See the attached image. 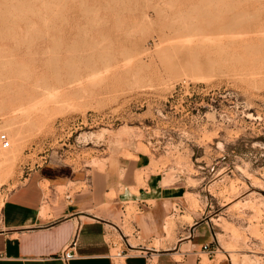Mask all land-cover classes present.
Listing matches in <instances>:
<instances>
[{"label":"rangeland","instance_id":"rangeland-1","mask_svg":"<svg viewBox=\"0 0 264 264\" xmlns=\"http://www.w3.org/2000/svg\"><path fill=\"white\" fill-rule=\"evenodd\" d=\"M176 1L0 0V205L40 165L101 173L211 233L199 264H264V0Z\"/></svg>","mask_w":264,"mask_h":264},{"label":"crops","instance_id":"crops-1","mask_svg":"<svg viewBox=\"0 0 264 264\" xmlns=\"http://www.w3.org/2000/svg\"><path fill=\"white\" fill-rule=\"evenodd\" d=\"M102 176L50 165H40L28 174L0 205V264L200 263L201 245L211 242V233L205 237L204 229L197 236L201 225L177 221L167 235L169 201L149 194L148 188L139 189V195L120 190L123 182L107 183ZM129 202L134 207L129 223L136 244L119 231L124 204ZM189 242L194 243L192 249L185 247ZM113 249L120 255L113 254ZM63 250L73 252L74 257L62 259Z\"/></svg>","mask_w":264,"mask_h":264},{"label":"bare ground","instance_id":"bare-ground-1","mask_svg":"<svg viewBox=\"0 0 264 264\" xmlns=\"http://www.w3.org/2000/svg\"><path fill=\"white\" fill-rule=\"evenodd\" d=\"M177 1H179V0H177ZM177 1H176V2H177ZM182 1H183V0H182ZM184 1H185V0H184ZM186 1H187V0H186ZM186 1H185V2H186ZM111 3H112V2H111ZM174 3H175V2H174ZM175 4H176V3H175ZM187 4H189L188 1H187ZM176 5H177V4H176ZM178 5H179V4H178ZM184 5H185V4H184ZM184 5H183V7H184ZM189 5H190V4H189ZM126 6H127V5H126ZM121 7H122V6H121ZM151 7H152V6H151ZM185 7H186V5H185ZM152 9H153V8H152ZM183 9H185V8H183ZM202 9H203V8H202ZM153 10H154V9H153ZM179 10H180V8H179ZM188 10H190V9H189V8H188V9L186 8V10H185L184 12L186 13ZM203 10H204V9H203ZM114 11H115V10H114ZM181 11H182V10H181ZM178 12H179V11H178ZM181 13H182V12H181ZM144 16H145V17H148V16H149V13L146 12ZM183 16H184V15H183ZM212 19H213V18H212ZM182 21H183V20H182ZM188 21H189V19H188ZM107 22H108V21H107ZM192 22H193V21H192ZM104 23H105V22H104ZM177 23H178V22H177ZM118 24H119V23H118ZM190 24H191V23H190ZM192 24H193V23H192ZM192 24L189 25V26H192ZM209 24H211V23H209ZM214 24H215V23H214ZM223 24H225V23H222V25H219V26H221V27H218V28H220V29H224V28H225V29H226V27L223 28V26H226V25H223ZM230 24H231L232 26L234 25V24H232V22H230ZM230 24H229V26H231ZM115 25H116V24H115ZM119 25H120V24H119ZM194 25H195V24H194ZM211 25H212V24H211ZM216 25H217V24H216ZM101 26H102V25H101ZM176 26L179 27L178 25H176ZM205 26H208V24H206ZM209 26H210V25H209ZM229 26L227 25L228 30H230V29H229ZM115 27H116V26H115ZM117 27H118V25H117ZM117 27H116V28H117ZM169 27H170V25H169ZM192 27H193V26H192ZM179 28H181V27H179ZM186 28H188V27H186ZM193 28H194V27H193ZM193 28H192V29H193ZM197 28L199 29L200 27H197ZM170 29L173 30V29H175V28L173 27V29H172V28H170ZM177 29H178V28H177ZM194 29L196 30V28H194ZM194 29L192 30V32L194 31ZM198 29L196 30V31H198L197 34H200L201 32H199ZM212 29H213V28H212ZM220 29H219V30H220ZM225 29H224V30H225ZM114 30L117 31L116 29H114ZM183 30H184V28H183ZM224 30H223V33L227 34L228 31H227V32H224ZM185 31L187 32V29H185ZM190 31H191V30H190ZM190 31L187 33V35L189 34L191 39L195 38V37L191 36V35H193V33H191ZM220 31H221V30H220ZM168 32H169V30H168ZM171 32H172V31H171ZM171 32H169V34H170ZM176 32H177V30H176ZM194 32H195V31H194ZM204 32H206V30H204ZM209 32H210V31H209ZM230 32H231V30H230ZM230 32H229V33H230ZM164 33H165V32H164ZM164 33H163L162 35L165 36ZM190 33H191V34H190ZM213 33H214V32H213ZM216 33H217V31H216ZM218 34H220V32H218ZM225 34H224V36H229V35H230V34H229V35H225ZM240 34H241V33H240ZM240 34H239V35H240ZM173 35H175L174 32H173ZM187 35H186V33H185L184 37H182V36H183L182 34H181V36L178 35L179 37H181V39H183V42H178L177 44H180L181 47H183V50H186V45L188 44L187 41H185V43H187V44L184 43V38H185ZM189 35H188V37H186V38H189ZM221 35H222V33L220 34V38L222 37ZM237 35H238V34H237ZM237 35H236V37H237ZM241 35H242V34H241ZM243 35H244V34H243ZM194 36L197 37V35H195V34H194ZM198 36H199V35H198ZM207 36H208V34L204 36V39H203V40H205V37H206V39H207V38H208ZM209 36H210V35H209ZM214 36H215V35H214ZM224 36H223V37H224ZM244 36H245V35H244ZM167 37H169V36L167 35V36H166V39H168ZM210 37H213V35H211ZM218 37H219V35H218ZM218 37L216 36V37H213L212 39H214V38L217 39ZM231 37L233 38V36H230L229 39H230ZM238 37H240V36H238ZM176 38H178V37H174L173 39H171V40L169 39V40H170V42L176 43V41L174 42V40H176ZM186 38H185V39H186ZM202 38H203V36H202ZM220 38H219V39H220ZM224 38H225V37H224ZM181 39H180L179 41H181ZM198 39H199V38H198ZM198 39L196 38V39H194V41H195V40H198ZM212 39H209V40L211 41V43H212ZM219 39L217 40L218 42H216V43H218V44L220 43L219 46H221V48H222V46H224L225 43L223 42V45H222V44H221L222 41L219 40ZM229 39L227 38L226 41H228ZM234 39H235V38H234ZM234 39H233L232 42H230V43L234 44V42H235V43L240 44V45H241V44H244V43H246V45H247V43H248V46H249V43L251 42L250 39H249L248 37L239 38L238 40H236V39L234 40ZM241 39H242V40H241ZM172 40H173V41H172ZM177 40H178V39H177ZM200 40H201V39H200ZM200 40H198V41H196V42L199 43ZM203 40H202V41H203ZM240 40H241V41H240ZM166 41H167V40H166ZM188 41L190 42V39H188ZM194 41H192V42H194ZM202 41H200V43H201ZM210 41H209V42H210ZM214 41H215V40H214ZM219 41H221V42H219ZM223 41H224V40H223ZM226 41H225V42H226ZM229 41H231V39H230ZM233 41H234V42H233ZM237 41H240V42H237ZM163 42H165V41H163ZM167 42H168V41H167ZM167 42H166V43H167ZM192 42H190V43H192ZM205 42H206V40H205L204 42H202V45H201V46H203V44H204ZM209 42L207 41L208 44H209ZM168 43H169V42H168ZM194 43H195V42H194ZM200 43H199V45H200ZM211 43H210V44H211ZM214 43H215V42H214ZM226 43H227V42H226ZM228 43H229V42H228ZM228 43H227V45H229ZM192 44H193V43H192ZM210 44H209V45H210ZM252 44H253V43H252ZM252 44L250 43L251 46H249V48L246 47V46L244 47V48H245V52H246V51H249V52L251 51L250 48L252 47ZM169 45H170V43H169ZM173 45H174V44H171L170 46H168V44H167V47H171V46H173ZM180 45H179V47H180ZM205 45H206V44H205ZM215 45H217V44H215ZM227 45L225 44V46H227ZM244 45H245V44H244ZM193 46H194V44H193ZM193 46H191V47H193ZM219 46H218V47H219ZM225 46H224V47H225ZM254 46H255V45H253V47H254ZM260 46H261V45H260ZM260 46H259V47H260ZM173 47H174V46H173ZM228 47H229V46H228ZM241 47H242V45H241ZM253 47H252V48H253ZM255 47H258V46H255ZM219 48H220V47H219ZM225 48H226V47H225ZM247 48H248L249 50H247ZM252 48H251V49H252ZM260 48H261V47H260ZM167 49H168V48H167ZM172 49H173V48L171 47V50H172ZM231 49H232V48H231ZM253 49H254V48H253ZM253 49H252L253 53H254V50H255V49H257V50L260 51L259 48H255L254 50H253ZM171 50H170V51L167 50L168 53L171 52ZM226 50H227V49H226ZM226 50H225V51H226ZM228 50H229V49H228ZM257 50H255V53L257 52ZM172 51H173V50H172ZM175 51H176V50L174 49V52H175ZM188 51H189V50H187V52H188ZM225 51H224V52H225ZM261 51H262V50H261ZM261 51H260V52H261ZM174 52H173V53H174ZM190 52H191V51H190ZM221 52H222V50H221ZM227 52H228V53H232V52H229V51H227ZM173 53H172V55H173ZM188 53H189V52H188ZM233 53H234V52H233ZM235 53H236V52H235ZM250 53H251V52H250ZM182 54H183V53H182ZM222 54H224V53L222 52ZM236 54H239V53H236ZM256 54H257V53H256ZM172 55H169V56L171 57ZM232 55H233V54H232ZM234 56H236V55L234 54ZM249 56H250V55H249ZM251 56H252V55H251ZM110 57H111V56H110ZM228 57H229V56H228ZM254 57L257 58V57H258V54H257V57H256L255 54H254V56H252V58H254ZM255 58H254V59H255ZM249 59H250V58H249ZM254 59H253V60H254ZM250 60H252V59H250ZM256 60H257V59H256ZM139 61H140V59H139ZM142 63H143V62H142ZM142 63L140 62V64H142ZM187 63H188V62H187ZM143 64H144V63H143ZM107 68H108V67H107ZM94 70H95V69H94ZM94 70H93V71H94ZM11 118H12V117H11ZM15 118H16V117H15ZM8 119H10V118H8ZM8 119H6L5 121H8ZM12 119L14 120V117H13ZM13 120H9V121H8L9 123H11V124H8L9 126L12 125ZM10 121H11V122H10ZM15 121H16V120H15ZM5 123H7V122H5ZM16 123H18V122L16 121ZM16 123H14V125H15ZM21 123H22V122H21ZM19 124H20V123H18V128L21 127V125H20V127H19ZM9 126H8V129L10 128ZM15 126H17V125H15ZM14 130H16V131H14L13 134L16 132L17 136H19V130H18V129H14ZM22 130H23V129H22ZM8 131H10V129H9ZM11 133H12V132H11ZM16 134H14L13 137H15ZM21 134H22V133H21ZM23 136H24V135H23ZM11 137H12V136H11ZM13 137H12V138H13ZM12 138H11V140H12ZM15 138H16V139H15ZM15 138H14V139L17 141V137H15ZM18 138H20V136H19ZM20 142H21V141H19V143H20ZM12 143L14 144V142H12ZM12 143H11V144H12ZM16 145H17V144H16ZM12 146H13V145H12ZM17 146H18V145H17ZM10 148H11V147H10ZM13 148H14V147H13ZM4 149H5V148H2V150H4ZM2 150H1V151H2ZM11 150H12V149H11ZM11 150H10V151H11ZM8 151H9V150H8ZM8 151H6V149H5V152H8ZM8 153H10V152H8ZM11 154H12V153H11ZM11 158H12V156H11ZM6 162H7V161H6ZM6 164H7V163H6ZM8 165H9V164H8ZM9 166H10V165H9ZM12 166H13V165H12ZM8 169H9V168H8ZM194 207H195V206H194ZM170 224H171V223H170ZM169 234H170V233H169ZM234 260H235V259H234Z\"/></svg>","mask_w":264,"mask_h":264},{"label":"built area","instance_id":"built-area-1","mask_svg":"<svg viewBox=\"0 0 264 264\" xmlns=\"http://www.w3.org/2000/svg\"><path fill=\"white\" fill-rule=\"evenodd\" d=\"M0 146L2 148H7L9 146V138L6 133H0ZM201 252L206 253L209 257L213 256V253L215 252L214 247L210 245V243H203L201 245ZM116 256L120 255V252L115 253ZM60 257L64 260H69L74 257V253L70 252L68 250H63L60 253Z\"/></svg>","mask_w":264,"mask_h":264}]
</instances>
